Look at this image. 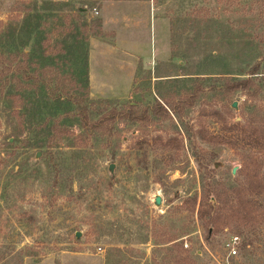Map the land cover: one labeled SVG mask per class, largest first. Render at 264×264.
<instances>
[{
  "label": "rangeland",
  "instance_id": "obj_1",
  "mask_svg": "<svg viewBox=\"0 0 264 264\" xmlns=\"http://www.w3.org/2000/svg\"><path fill=\"white\" fill-rule=\"evenodd\" d=\"M1 71L0 264H264V147L208 140L264 121V0H0ZM91 100L184 108L86 129ZM244 185L207 226L204 189Z\"/></svg>",
  "mask_w": 264,
  "mask_h": 264
},
{
  "label": "trees",
  "instance_id": "obj_2",
  "mask_svg": "<svg viewBox=\"0 0 264 264\" xmlns=\"http://www.w3.org/2000/svg\"><path fill=\"white\" fill-rule=\"evenodd\" d=\"M12 72V71H11ZM13 73V72H12ZM18 73V72H16ZM15 73V74H16ZM8 72L1 71L0 73V83L1 86L6 90L8 88L14 87L15 84V74L13 73V78L10 75H7ZM254 83L249 80L248 78L245 79H235L231 82H226L224 84L226 90H247L251 85ZM200 86L197 87V91L186 95L184 100L180 101L185 106H190L195 98L197 97L198 91H200ZM81 104V105H79ZM183 104L176 103L171 104L169 110L164 109V107L157 102L154 107H144L141 112L136 110L135 104H129L126 111H118L116 108H106V113H103V109L96 108L95 101H88L85 104L82 102H77V105L80 106L79 114L81 116V121L83 127L86 129H93L95 127H101L103 121H109V123L115 120V118H126L133 121H144L149 122L153 117H170V112L179 115L182 113L184 108ZM182 105V106H181ZM170 111V112H169ZM100 113V114H98ZM90 115H100L98 119L95 121L94 118H91ZM208 140L214 141L216 144H226L231 147L236 148H252L258 149L264 147V121L260 127L253 126L252 121L246 122L245 125H241L236 123L235 125L227 126L225 129H221V131L216 132L215 134H210ZM244 168L247 167L245 162H248V156H244ZM256 178H260L257 180L262 181L260 185L264 186V177L257 176ZM255 178V179H256ZM252 182H249V185L252 187ZM245 187H238L232 189L230 191L220 192L218 189L209 190V188L204 189V194L200 200V205L202 206V210L200 212V216L207 217V226H210L213 218L220 213L230 210V212L236 214V216L242 218L244 217V211H242L248 204V200H245L242 197L241 190H246L247 185ZM213 191V193H211ZM262 193V192H261ZM255 195H259L260 192L253 193ZM196 202V199L193 200ZM217 203H220L218 205ZM260 207V204L257 205ZM239 220V218H238ZM250 221V220H249ZM208 232L210 233L211 230L208 228ZM246 244V243H245Z\"/></svg>",
  "mask_w": 264,
  "mask_h": 264
},
{
  "label": "built area",
  "instance_id": "obj_3",
  "mask_svg": "<svg viewBox=\"0 0 264 264\" xmlns=\"http://www.w3.org/2000/svg\"><path fill=\"white\" fill-rule=\"evenodd\" d=\"M237 241V237H233L227 244L226 247L228 248L229 255H235L237 253V249L235 243ZM187 244H185L186 246Z\"/></svg>",
  "mask_w": 264,
  "mask_h": 264
},
{
  "label": "water",
  "instance_id": "obj_4",
  "mask_svg": "<svg viewBox=\"0 0 264 264\" xmlns=\"http://www.w3.org/2000/svg\"><path fill=\"white\" fill-rule=\"evenodd\" d=\"M113 170H114V164H110L109 167H108V171L110 173H113ZM161 203V197L159 195H156L154 197V204L155 205H160ZM76 236H79V233L77 232Z\"/></svg>",
  "mask_w": 264,
  "mask_h": 264
}]
</instances>
